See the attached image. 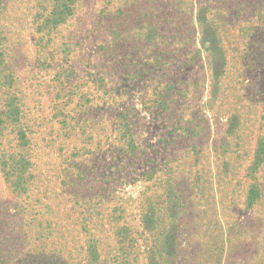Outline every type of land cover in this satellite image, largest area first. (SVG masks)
<instances>
[{"label":"rangeland","instance_id":"obj_1","mask_svg":"<svg viewBox=\"0 0 264 264\" xmlns=\"http://www.w3.org/2000/svg\"><path fill=\"white\" fill-rule=\"evenodd\" d=\"M0 264H264V0H0Z\"/></svg>","mask_w":264,"mask_h":264}]
</instances>
